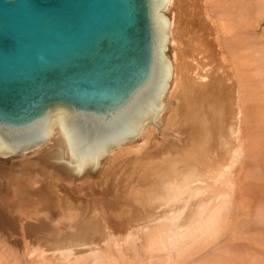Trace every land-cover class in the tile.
<instances>
[{
  "label": "bare ground",
  "instance_id": "1",
  "mask_svg": "<svg viewBox=\"0 0 264 264\" xmlns=\"http://www.w3.org/2000/svg\"><path fill=\"white\" fill-rule=\"evenodd\" d=\"M254 2L167 0L157 11L168 22L162 56L170 65L161 112L96 169L74 171L57 122L43 142L8 156L30 151L72 182L122 161L97 184L66 189L30 166L25 188L34 194L45 182L56 211L36 207V225L19 224L25 264H264V238L251 246L264 235V49L253 50L263 41L248 29L263 20L264 0ZM217 63L222 73L207 69ZM3 244L0 264H19Z\"/></svg>",
  "mask_w": 264,
  "mask_h": 264
},
{
  "label": "water",
  "instance_id": "2",
  "mask_svg": "<svg viewBox=\"0 0 264 264\" xmlns=\"http://www.w3.org/2000/svg\"><path fill=\"white\" fill-rule=\"evenodd\" d=\"M167 0H0V157L54 123L77 174L161 112Z\"/></svg>",
  "mask_w": 264,
  "mask_h": 264
},
{
  "label": "rangeland",
  "instance_id": "3",
  "mask_svg": "<svg viewBox=\"0 0 264 264\" xmlns=\"http://www.w3.org/2000/svg\"><path fill=\"white\" fill-rule=\"evenodd\" d=\"M254 1H256V0H249V2H251V5L255 4ZM258 3L259 2L257 1L256 4H258ZM186 4L187 3H185L184 6H186ZM256 6H259V5H256ZM188 15L189 14H188L187 10H186L185 14H184V10H183V13H182L181 19H180L181 26L183 25V23H185L186 20H188L186 18V16H188ZM182 27H184V26H182ZM248 29L251 32L252 31L254 32V35H255L257 40H259L261 42L263 41L262 45L261 44L256 45L257 47L256 48L253 47L254 48L253 50H259L262 46L263 47L261 49H264V39H261V36L264 35V30H263L264 29V16H263V20L260 21L259 23H257V25H256L255 22L251 23ZM259 37H260V39H259ZM212 67H209L207 69H210V70L212 69V70H214V72L218 71V72L222 73V69H219L218 63L216 64V67H214L213 65H212ZM256 79H257V77H256ZM29 152H27L28 155L26 156L27 157L26 159L12 158V157H0V221L2 220V222H3V225H0V241L2 242V243H0L1 244L0 246H2V244H3V242L5 240L8 243L10 242L11 243L10 244L11 250L15 251L16 254H17V258H19V264H25V260L26 259H24V257L25 256L27 257L26 254H24L25 256H22L21 253L23 251L20 254H19V251H18V250L23 249L22 247L24 246V243H25L24 240H23L24 237H23V235L21 233V229L20 228H23V226L28 225V223H33L34 225H36L35 224L36 220L40 217V216L36 217V216L33 215L34 214L33 211H34V209H36V207L39 208V209H43V207H42L43 205L46 206V207H49V209H44V211H47L51 215H54V213L56 211V210H54L52 208L54 202H51V205H49L48 202L47 203L45 202V199L43 197L46 194V192H47L45 190V188H44V185L46 184L45 182H43V183L41 182V183H38V184L35 185V187L38 185L36 187V188H38V191L36 193H34V194L30 193V191L27 188H25V186L26 187H28V186H27V183H26L23 175L25 174V172L28 173L27 171L30 170L29 168L33 167L31 169H33L34 172L37 173L38 175L41 174V176H42V174H43V176L45 177L44 180L46 182L52 183V184H54V183L57 184L58 183L57 185H59V186H58L57 189H61L59 187H62V186L65 187L64 189L72 187V186H74V187L81 186L80 188H82V187H87L89 185L97 184L100 181V179L103 178L105 176V174L108 173V171H110V172L113 171L112 168L114 167V164L116 165V163L122 162L121 160H118V162H115L112 165L113 167L112 166L109 167L111 170L107 169L106 170L107 173L104 171L103 174H100L101 177L100 176L98 177L99 173L97 172L95 175H93L94 177L93 176L87 177L88 179L85 177L82 180L80 179L78 181H73L72 182V180H69L64 175V172H62L60 170H56V169L50 167L51 165H50V163L48 161L46 162V161H43V159H42L43 163H42V161L40 162V159H39L40 156H38V155L32 154V157H31V152L30 153ZM33 158H34L35 162L32 161ZM37 159H39V160L37 161ZM45 162H46V164L44 165ZM125 164L127 165V163H125ZM122 165L123 166H117L119 169L117 167L115 169L119 170V171H122L123 167H129L128 165L125 166L124 163ZM120 167L122 168L121 170H120ZM55 170H56V172H55ZM104 170H105V168H104ZM102 172L103 171H101L100 173H102ZM11 180H13L14 182L11 181ZM13 185H14V187H13ZM20 186H22V187H20ZM11 188H13V189H11ZM92 188L99 189L100 187L99 188H95V186H92ZM21 189H23V190H21ZM22 191H24V192H22ZM66 191L67 190H65V192ZM94 191H96V192L94 193ZM100 192L101 191H98V190H92V191L90 190V191H88V193H90L94 197L98 196L100 194ZM66 193H68V192H66ZM97 193H98V195H97ZM14 194H15V197H14ZM30 194H32L33 196H30ZM72 196L73 195L68 193L67 197L68 198L70 197V199L73 200V198H75V197H72ZM100 196H101V194H100ZM109 197H111V196H109ZM82 199H83V197H77L76 198V200H79V201H81ZM26 200H28V201L26 202ZM30 206H32V207H30ZM32 208H33V210H32ZM24 209L25 210L27 209V210L25 211ZM23 211H25V212H23ZM13 212L15 213V215H14ZM17 212H19L20 214L17 213ZM17 215L19 217H17ZM28 216H31L32 218H28ZM24 218H26V219H24ZM19 224L21 225L20 228H19ZM1 234H2L3 237L1 236ZM258 237H259V240L257 239ZM263 238H264V235L262 236L260 234L259 236L257 235V237L255 235L254 239H252L251 246H253V245H260L261 246V244H259L256 241L258 240V241L262 242ZM18 240H20V241H18ZM27 241L30 243L29 240H27ZM16 242H17V244H16ZM19 242L22 243V244H20ZM14 245H16V246H14ZM5 246H7L6 248L9 247L8 244H6ZM5 246L2 247L1 249H4ZM16 247H17V249H16ZM262 252H263L262 254L264 255V250Z\"/></svg>",
  "mask_w": 264,
  "mask_h": 264
}]
</instances>
